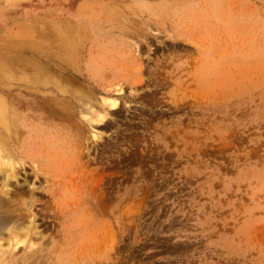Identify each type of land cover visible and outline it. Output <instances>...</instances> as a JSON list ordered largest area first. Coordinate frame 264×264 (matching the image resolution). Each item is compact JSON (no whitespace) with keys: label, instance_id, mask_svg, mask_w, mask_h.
Listing matches in <instances>:
<instances>
[{"label":"rangeland","instance_id":"rangeland-1","mask_svg":"<svg viewBox=\"0 0 264 264\" xmlns=\"http://www.w3.org/2000/svg\"><path fill=\"white\" fill-rule=\"evenodd\" d=\"M64 38L83 97L31 139L64 171L61 215L0 238V264H264V0H0V63L30 78ZM87 98L115 111L90 122Z\"/></svg>","mask_w":264,"mask_h":264},{"label":"bare ground","instance_id":"bare-ground-1","mask_svg":"<svg viewBox=\"0 0 264 264\" xmlns=\"http://www.w3.org/2000/svg\"><path fill=\"white\" fill-rule=\"evenodd\" d=\"M72 24L64 19L61 33H72L77 28ZM78 46L76 40L68 41L64 38L55 46H51V51L48 54H40L38 60H32L30 63L21 61L20 63L24 67L34 63L32 66L35 72L30 78L22 72L20 67L15 69L12 63L9 64L5 61L0 63V238L6 236L8 248L16 247L20 237L38 236L42 239V230L36 232L38 226H35V217L37 215L43 216L42 225L47 223L48 218L56 223L58 215H61V199L66 191V183L61 181L64 171L54 167L40 166L36 162L41 158L42 148L40 150V144L31 140L35 128L33 119L51 123L50 121L54 122L55 119L58 121L70 120L75 115L74 107L80 103V99L83 97L75 83L82 79L85 80L82 78L83 72L75 62L74 55ZM89 73L91 74V71ZM90 77L93 79L94 76L89 75V79ZM121 85H118V91H121ZM22 91L25 94L21 93ZM87 101L86 109L85 107L82 109L90 114V122H99L115 111L116 99L101 98L95 102L92 98H87ZM34 143L36 147L33 146ZM58 153L60 152L58 151ZM27 160L34 164L35 179L40 174L43 181L38 179L37 183L26 180L18 182L19 172L25 167ZM38 194L50 197L48 206L37 208ZM93 195L89 197L92 199L91 201H93ZM2 247L3 245L0 244V262H5L6 256H3V253L6 251ZM38 251L39 249L33 251L30 256L34 257L36 253H39Z\"/></svg>","mask_w":264,"mask_h":264}]
</instances>
